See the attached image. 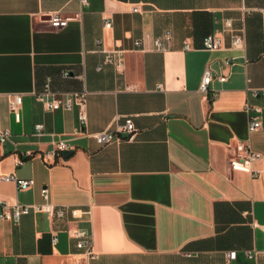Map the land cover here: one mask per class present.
Segmentation results:
<instances>
[{
    "label": "crops",
    "instance_id": "obj_1",
    "mask_svg": "<svg viewBox=\"0 0 264 264\" xmlns=\"http://www.w3.org/2000/svg\"><path fill=\"white\" fill-rule=\"evenodd\" d=\"M55 12L81 18L55 31L47 23ZM226 20L244 28L243 51L230 49ZM207 35L222 38L219 51L203 50ZM117 48L123 75L100 52ZM206 69L213 81L202 94ZM46 85L47 100L87 93L81 130L77 106L47 111L36 101ZM262 88L264 0H0V129L11 133L0 145V178L34 181L26 191L0 181L1 199L42 204L46 187L66 211L62 220L30 213L0 221V264H72L80 258L72 228L93 235L89 264H264V97L250 92ZM14 95L22 96L19 123L8 106ZM247 105L261 109L253 133ZM116 117L132 119L134 139L99 147L93 135ZM35 125H43L39 137ZM58 140L71 155L38 158ZM239 141L259 154L255 177L228 168ZM72 208L91 216L74 220Z\"/></svg>",
    "mask_w": 264,
    "mask_h": 264
},
{
    "label": "built area",
    "instance_id": "obj_2",
    "mask_svg": "<svg viewBox=\"0 0 264 264\" xmlns=\"http://www.w3.org/2000/svg\"><path fill=\"white\" fill-rule=\"evenodd\" d=\"M82 7H86L89 3V0H79ZM246 12H249L248 9H243ZM133 12H137L138 8L133 7ZM81 18V13H77L71 16H63L59 12L51 13L47 17V23L52 30H62L65 29L69 23L78 22ZM112 26L111 21H104V28L110 29ZM223 33L229 35L230 49L234 51H243L245 49V30L244 28L235 29L230 20L224 21L223 24ZM156 48H161V41L156 40L154 42ZM140 42L135 43V47L138 48ZM222 46V38L215 35H207L202 41V48L207 52L219 51ZM185 49H188L186 46ZM104 54V64L111 65L114 68V71L117 75H123L125 65H124V55L123 51L120 49H113L110 51L100 50ZM225 66L230 67L232 65V60H225ZM246 63V61H244ZM100 70V67L97 68ZM217 80L222 83L226 80L225 76H220ZM213 81V75L211 72L206 69L202 76V80L199 85V92L202 94L208 93V87ZM159 91H163L162 86L158 87ZM123 91L134 92L136 91L135 86L126 85L123 88ZM254 97H264V88L251 90L250 91ZM52 93L46 85V90L42 95L36 96V101L43 105L44 110L54 111L58 109H63L65 111H70L74 106H77V120L79 123L80 130L86 123V92L80 94H75L72 97L68 95L60 99L47 100V97H50ZM46 97V98H45ZM22 105V96L14 95L9 98L8 106L9 110L13 116V119L16 123H19L21 120L20 107ZM246 110L251 112L252 115L249 117V124L247 127L248 133H253L258 131L261 128V123L259 120V115L261 109L259 107H250L246 106ZM118 117H116L111 127L93 135V139L99 147H105L114 143H121L123 141H132L136 134V129L133 124V121L130 117L125 118L122 123L118 122ZM35 136L39 137L42 135L43 125H35ZM80 130L76 131V134H79ZM124 136V137H123ZM11 133L9 130L0 129V145L10 141ZM71 146L67 140H58L54 143V149L52 151L46 152L42 155H38L40 159L47 161H54L57 155L63 154L65 151H70ZM36 156L31 151H25L22 153V157H34ZM259 160V154L254 152L251 149L249 142L239 141L235 148V155L228 162V168L231 172H238L255 177L257 173L253 170V164ZM23 161L19 159L16 162V166L22 165ZM2 182H11L15 185L17 191H26L31 189L34 186L33 180H22L17 179L13 175L4 176L0 178ZM40 196L43 199L42 204H32V205H9L6 201L1 199L0 195V221H10L13 224L19 223L21 217L29 215L30 213L34 214H51L57 219L62 220L66 216V211L62 207H55L50 201L49 190L46 187H43L40 190ZM69 215L72 219L76 220L83 216H91L90 210H80L77 208H72L69 211ZM67 235L76 241L75 247L78 252L79 259L73 261L72 264H89L92 260L96 259L97 254L93 249V235L84 230L72 228L67 231ZM57 238L54 236L52 239V244L56 245ZM255 251H247L246 257L248 259H253L256 256ZM236 257L235 252H230L227 254L228 261L234 260Z\"/></svg>",
    "mask_w": 264,
    "mask_h": 264
},
{
    "label": "water",
    "instance_id": "obj_3",
    "mask_svg": "<svg viewBox=\"0 0 264 264\" xmlns=\"http://www.w3.org/2000/svg\"><path fill=\"white\" fill-rule=\"evenodd\" d=\"M63 154H64L65 156H69V155L72 154V151H65Z\"/></svg>",
    "mask_w": 264,
    "mask_h": 264
}]
</instances>
